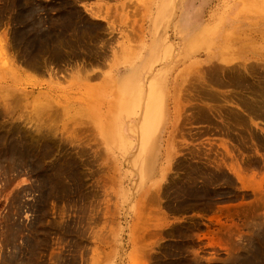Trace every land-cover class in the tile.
Listing matches in <instances>:
<instances>
[{
	"label": "rangeland",
	"instance_id": "obj_1",
	"mask_svg": "<svg viewBox=\"0 0 264 264\" xmlns=\"http://www.w3.org/2000/svg\"><path fill=\"white\" fill-rule=\"evenodd\" d=\"M0 264H264V0H0Z\"/></svg>",
	"mask_w": 264,
	"mask_h": 264
},
{
	"label": "bare ground",
	"instance_id": "obj_2",
	"mask_svg": "<svg viewBox=\"0 0 264 264\" xmlns=\"http://www.w3.org/2000/svg\"><path fill=\"white\" fill-rule=\"evenodd\" d=\"M16 61V60H15ZM14 58L12 59H9V62L11 67L14 68ZM161 84L158 85V84H154L152 85V88H150L148 86V90H147V95H146V98H145V102H144V107H145V116H146V126L143 127V137H142V140L143 139H146V136H148L150 134V130L153 128V126L158 122L160 121V118L162 116V113H163V101H162V94L160 93V91L162 90L161 88ZM152 89V91L150 90ZM154 89L156 91H158V96L156 97V94L157 92L154 91ZM125 92V91H124ZM132 95H130L129 97V101L126 102L125 99H124V102H122L123 105H128L130 104L131 102V99H132ZM129 96V95H128ZM145 97V96H144ZM135 99V98H134ZM133 99V100H134ZM143 101V100H142ZM132 102H135L132 101ZM132 102L130 105H132ZM8 105V104H7ZM142 106V105H141ZM262 109V108H261ZM141 118V117H140ZM144 121H145V118H144ZM145 137V138H144ZM148 138V137H147ZM260 225V224H259ZM252 242V241H251Z\"/></svg>",
	"mask_w": 264,
	"mask_h": 264
}]
</instances>
